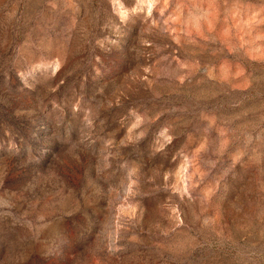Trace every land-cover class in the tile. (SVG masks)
I'll list each match as a JSON object with an SVG mask.
<instances>
[{
	"label": "rangeland",
	"instance_id": "1",
	"mask_svg": "<svg viewBox=\"0 0 264 264\" xmlns=\"http://www.w3.org/2000/svg\"><path fill=\"white\" fill-rule=\"evenodd\" d=\"M0 264H264V0H0Z\"/></svg>",
	"mask_w": 264,
	"mask_h": 264
}]
</instances>
